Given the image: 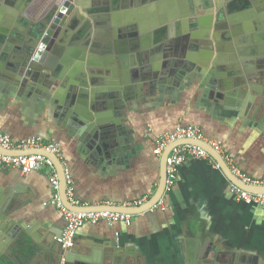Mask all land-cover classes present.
Segmentation results:
<instances>
[{"label": "crops", "instance_id": "obj_1", "mask_svg": "<svg viewBox=\"0 0 264 264\" xmlns=\"http://www.w3.org/2000/svg\"><path fill=\"white\" fill-rule=\"evenodd\" d=\"M126 5L133 8L120 10L122 18L114 12L112 22L131 20V10L137 9V5L143 8L135 0ZM146 10L149 14V9ZM6 20L5 14L0 16V65H5L3 69L0 67V128L15 142L41 139L45 143H58L80 207L147 204L159 185L161 157L155 153L157 140L183 125L198 127L207 139L222 143L246 174L264 178V111L257 113L249 106L221 104L211 94L213 87L194 79L174 80L159 95L149 94L148 86L144 85L143 94L125 102L122 112L115 111L109 100L94 90L95 86L61 91L54 87L52 102L28 98L25 92L9 96L3 87L8 82L6 77L9 78L5 75L8 63L4 64L2 58L19 55L24 29L17 21L13 23L16 29H10ZM116 34L112 36L116 55L122 57L128 50V59L124 64L123 60H116L115 83L128 81L130 86H137L139 77L134 74L137 66L132 64L129 50L138 40L128 34L121 39ZM139 51L136 55L145 58L154 53L153 48L146 46ZM258 52L251 45L238 49L229 46L223 60L229 64L240 62L243 69L250 71ZM88 56L81 55L76 64ZM95 58L107 59L102 54ZM68 68L67 77L75 78L78 70ZM12 80L17 82L15 77ZM109 118L115 125L111 134L97 126V121ZM52 194L44 172L24 175L17 169H0V232L24 235L27 230L36 245L46 248L53 244L60 248L56 238L66 224L60 211L50 204ZM163 200L164 209L153 208L133 216L130 226L86 223L78 233L75 254L92 260L93 264L108 263L114 256L111 251L121 250L130 263L137 258L141 264H189L188 248L194 246L190 253L196 261L206 247L210 248L209 259L217 264H222V255H228L227 264H264V206L238 201L231 182L216 163L186 162L179 171L176 186ZM4 237L0 238V254L6 253Z\"/></svg>", "mask_w": 264, "mask_h": 264}, {"label": "water", "instance_id": "obj_2", "mask_svg": "<svg viewBox=\"0 0 264 264\" xmlns=\"http://www.w3.org/2000/svg\"><path fill=\"white\" fill-rule=\"evenodd\" d=\"M14 1L16 2L18 0ZM30 1L31 0H24L23 2H21L22 13L23 10L28 7ZM71 1L75 0H69L68 3L70 4ZM92 1L93 0H88V2L85 3L82 2V0H77V3H80V5L84 7V9L79 5V9L76 12L77 14L72 15V17L68 20L63 18L68 4L64 5L60 9V14L53 23V19L51 16H49L48 18L44 17L43 21H40L38 23H33L29 19L24 18V16H22L23 14L20 15L19 18L8 17L9 22L8 20H6V24H9V28L11 23L13 24L15 21L19 22V24L22 25V28H24V30L22 29L23 34L22 36H20L22 38L20 39L18 49L19 55L11 59L5 56H3L2 58L4 64L8 63V69L6 70L7 72L5 73V75L9 76V78L6 77V79L9 83H13V85H9V83L6 82L3 85L4 90L9 96H14L15 94L17 96H20L24 95L25 92V95L28 98H36V100H47L48 102H52V90L54 87L61 88V91L65 89L73 90L75 89V87L79 86L81 88H89L90 86H95L94 90L101 92L102 98L107 101L109 100L110 106L113 107L115 111L122 112L124 110L125 102L128 103L136 96L143 94L142 90L144 88V85L148 86V91L151 95L158 94L161 89H167L169 82L162 81L160 82L161 84H158L154 80V75H151L152 72H158L161 67H167L169 69H166V75H170L176 72L174 69L177 64L179 65L180 69L185 66L182 62L178 63L174 60V56L177 57V54L174 55V52H176V47L177 44L180 43V40L177 35L173 37L169 36L170 30H172V28H174V26H176L177 24L183 25V20H187V22L190 23V21L187 19L190 17V14H188V9L190 8L192 13H195V4H203V2L207 0H182V3H185V12H182V18H179V21H177L178 15H176V13L174 12L175 0H164V3H162L160 0H151L153 2L150 4L151 6H149V14H147L146 9L139 8L137 5V9L131 10V16L133 17V19L127 21H123L121 19L119 20L120 22L117 23L111 21V19L115 16L114 12L116 7L117 9L128 7L133 8L130 5H126L128 0L126 3H124L126 0H121L123 1V3L115 2L116 0H105V5H98L93 3ZM4 5H6L5 1L0 0V6H2L3 11ZM2 15L4 14H0V16ZM82 16L85 17L83 18V21L82 18H80ZM88 17L92 18L97 23V25L94 24V30H87L83 28L85 24H89L91 25V28H93L94 22H92ZM99 18H101L100 22L98 20ZM137 18H141V21ZM131 21L133 23L132 27H126V25L130 24ZM65 22H67L66 29L63 32L59 33V24L63 25ZM46 23L49 24L50 28H48ZM119 25L121 26L120 30L118 29ZM165 25L167 26L166 28H164ZM9 28L5 29L8 30ZM249 28L252 29L251 22ZM54 31H56L57 33H53ZM250 31L248 33L245 32L247 34L241 35L238 39L242 41L243 39H247L249 37L252 41V43L249 44L252 47L257 48L258 41H264V38L262 37L263 39H260L259 37L251 36ZM115 32H118V34L116 35H119L121 39L122 37H128V35H130L131 37H134L138 40L137 42H134L133 47L129 50V52L131 51L134 57L138 56L135 53L140 54L139 50L142 46L153 48L154 50H159L160 53L161 50L162 52H166L164 53L166 55H163L164 57H162L161 53V56H159V58L153 59L151 61L152 63H154L152 64L153 66L148 67L150 65H147L135 70L134 74H136V77H139L137 78V86H130V83H128V81L124 83L117 80V83H115V77L117 76V74L114 65L116 63V60H123L124 64L128 59V50L125 51L126 53L122 57L118 56V54L116 55V44H114L112 39V36ZM146 32H148V34ZM191 33L189 34V36H187L185 43L182 45H187L188 39L194 40L196 38H202V35L200 36L199 34L196 35L194 33ZM140 35L143 36H141L140 38ZM68 42L70 44H68ZM205 44L206 46L202 47L195 44L193 47H189L190 49L186 48L185 46L183 47V49H188V51L194 54L195 52L197 53L195 54V58L188 57V61L184 62L187 64L184 70L190 68L189 65H192V63L197 65L205 64V59H207L209 50L212 48L211 40L207 39ZM9 49L10 48L8 47V50ZM100 54L106 56L107 59L105 61L96 59L95 56ZM81 55H84L85 57L89 55V58L86 59L83 57L82 63L78 62L76 64V61ZM260 58L261 57L255 54V58L251 67L253 68V70H255V72L252 76H249L247 80L244 78H240L238 81H234L229 78V80H225V82H222L223 85H221L214 79H208L206 83H203V85H209L213 87L211 94L214 98H217V100L221 104H233L234 106H240L242 108L249 106L251 109H255V112L260 113V109L264 106V62H261ZM162 59H165L164 65H162ZM1 64L2 65H0V67L1 69H3V66L5 65H3V63ZM75 64L77 65L76 68H74ZM68 67L75 69V72H77L78 70L77 76L75 78L71 79L67 77V71L69 69ZM112 76L114 78L111 79ZM12 77H15V79L17 80L16 83H14ZM96 85L98 88H96ZM27 89L29 90L27 91ZM246 89L248 91H246ZM81 91L85 92V90L83 89H81ZM233 92H235V94ZM239 93L243 94V96ZM240 96H242V98ZM256 99H261V102H255ZM230 101L234 103H231ZM109 120L110 118L97 121V126H100V130L102 132H108L111 134L115 130V125L114 120ZM92 125L93 127L96 126V124ZM180 144H193L201 146L220 166V170L224 173L228 181L246 192L254 194H264V188L252 187L240 182L231 173L222 157L215 150H213L207 144L196 140L178 141L170 145L164 151L159 161L160 178L158 189L155 195L148 201L147 204L141 205L139 207L72 206L68 202L66 197V183L64 179V170L62 164L54 156L48 154L43 150L7 151L0 148V153L10 156L42 154L52 159L59 175L60 195L62 202L66 208L73 212L90 213L107 211L139 216L151 211L160 202V200L165 197L167 158L171 150ZM3 235L5 236L4 240H2L5 242L4 249H7L8 246L13 247L11 242L13 241V239L18 238L21 234L17 235L16 232L5 230L4 234L0 232V238ZM24 235H27V239L29 240L31 245L33 244L32 249H36V255L34 256L36 264H93L92 260L84 257L80 258L79 256H77L75 254V251L77 249L74 247L69 250H63L61 247L55 248L53 244H51L50 247L45 248V246H42L40 244L36 245V240L33 238L29 231L25 230ZM205 248L206 247H204V249ZM193 249H195L194 246L188 248V255L192 258H194V254L190 253V251ZM111 253L114 256L109 259L108 263L105 264H132L128 262V257L126 256L124 250L115 253L111 251ZM201 257L203 256L201 255ZM9 259L12 261L11 258ZM12 263L16 264L13 261Z\"/></svg>", "mask_w": 264, "mask_h": 264}, {"label": "flooded vegetation", "instance_id": "obj_3", "mask_svg": "<svg viewBox=\"0 0 264 264\" xmlns=\"http://www.w3.org/2000/svg\"><path fill=\"white\" fill-rule=\"evenodd\" d=\"M6 5H4V11L2 9V6H0V13L5 14L6 17L9 18H19L20 15L24 16V18L29 19L33 23H38L40 21H43L44 17L48 18L49 16L52 17V23L55 21V19L60 14V9L68 4L66 8V12L64 13L63 18L64 19H70L72 15L77 14V10L79 9V5L77 3V0L71 1L70 4L68 3L69 0H31L29 2L28 7H26L25 10L22 11V4L24 0H4ZM129 1V0H128ZM162 3H164V0H160ZM82 2H88V0H82ZM95 4L98 3H104L102 0H93L92 1ZM115 2L122 3L121 0H116ZM127 0L124 2L126 3ZM132 2V0H131ZM138 4H141V6L145 9H150L148 6H151L150 4L153 2L151 0H135ZM92 3V4H93ZM189 3V2H187ZM84 4V3H83ZM189 5V4H187ZM84 9L82 5H80ZM55 9V11H54ZM128 8H118L116 7L115 13L117 14L118 18L120 17V10H127ZM167 11V9H166ZM188 14H190V17L187 18V20H183V25H176L172 30H170L169 36H178L180 43L177 44L176 52H174V55L177 54V57L174 55V60L176 62H182L185 66L180 69L179 65L177 64L175 66L174 73L170 75H166V69H169L167 67H161V69L158 72H152L151 75H154V80L159 84L160 82H169V84L173 83L174 80H184V79H194L196 81H200L202 84L206 83L208 79H214L219 84L223 85L222 82H225V80H229L231 78L234 81H238L240 78L248 79L249 76H252L255 72V70L246 71L243 69V65L239 63H234L231 61L224 62V55L226 48H229L231 46L232 48H245L249 47L252 41L248 37L247 39H243L240 41L238 38L241 35H246L250 30L251 36L259 37L260 39L264 38V0H207L204 1L203 4H195L194 11L195 13H192L190 8L188 9ZM174 12L176 15H178L181 19L182 12H185V3H182V0H175L174 3ZM62 18V19H63ZM83 18L85 17H80ZM90 18V17H88ZM86 18V19H88ZM93 23V28H91V25L85 24L83 28L87 30H94V24L97 25L95 20L90 18ZM138 19V18H137ZM139 20V19H138ZM250 22L252 24V29L250 27ZM48 23V22H47ZM46 25L49 27V24ZM66 23L63 25L58 26V32L61 33L66 29ZM139 23V21H138ZM133 25L132 21L130 24H127L126 27L131 28ZM123 26V25H122ZM147 26V25H146ZM148 27V26H147ZM167 26L165 25L164 28ZM10 29H16L14 27V24L11 23ZM24 29V28H23ZM118 29H121V26H118ZM242 29V30H241ZM192 32V33H191ZM243 32V33H242ZM247 32V33H245ZM53 33H57L54 31ZM148 33V32H146ZM167 33V32H165ZM183 33V34H182ZM196 34V35H202V38H196L194 40L188 39L187 45H182L185 43V40L187 39V36L189 34ZM208 35V36H207ZM181 36V37H180ZM207 36V37H206ZM249 36V35H248ZM263 37V38H262ZM207 39L211 40V46L212 48L209 50V54L207 55L205 64H193L189 65L190 68L184 70V68L187 66L186 63L188 60V57H194L195 52L192 53L188 51L190 49L189 47H193L195 44L202 47L206 46L205 42ZM54 40V39H53ZM72 42V41H70ZM191 42V43H190ZM250 43V44H249ZM68 44H70L68 42ZM188 48L185 50L183 47ZM257 48L259 50L258 53H256L257 56L261 57L260 61L264 62V41H258ZM153 55H146L145 58L144 55L141 56L138 55L134 57L132 55V64L137 66V68L150 65L148 67L153 66L152 60L159 58L162 53L163 55H166L164 53L166 52H159V50H154ZM171 52V51H170ZM262 52V53H260ZM136 54V53H135ZM200 55V54H199ZM202 55V54H201ZM150 58V60H149ZM158 60V59H157ZM162 65H164L165 59H162ZM171 69V68H170ZM180 69V70H179ZM209 71V73L207 72ZM161 84V83H160ZM168 84V85H169ZM246 91H248L246 89ZM235 94V92H234ZM240 94V93H239ZM243 96V94H240ZM242 96H240L242 98ZM255 102H261V99H256ZM264 111V106L260 109V112ZM2 211L0 210V213ZM1 215V214H0ZM27 240V237L25 235H20L18 238L13 239L11 242L13 247L8 246L7 249H5V252L7 253H1L0 254V264H13L12 261L16 264H36V260L34 259V256L36 255V249H32L31 243ZM35 244V243H34ZM5 245V244H4ZM3 245V247H5ZM14 249V250H13ZM10 252V253H9ZM209 252L210 248H205L202 251V256L200 257L199 261L194 260V258L187 255V260L189 264H217L216 262H213L209 259ZM8 256V257H6ZM228 255H222L224 258L222 261V264H227L226 257ZM11 258L12 261L9 259ZM132 264H141V261L136 258V261Z\"/></svg>", "mask_w": 264, "mask_h": 264}, {"label": "built area", "instance_id": "obj_4", "mask_svg": "<svg viewBox=\"0 0 264 264\" xmlns=\"http://www.w3.org/2000/svg\"><path fill=\"white\" fill-rule=\"evenodd\" d=\"M182 140H196L207 144L222 157L231 173L240 182L252 187L264 188V178H255L243 173L235 164L234 159L226 152L223 144L218 141L207 139L202 130L196 126H180L172 133L162 134L157 140V147L155 150L156 155L161 157L170 145ZM0 148L7 151L43 150L54 156L61 162L64 170L66 197L68 202L75 207L81 206L75 197L73 178L67 164L64 161L62 148L58 143H45L41 139H29L15 142L0 128ZM194 160H207L216 163L211 155L204 148L198 145L180 144L171 150L166 162V194L171 192L176 186L181 167L186 162ZM216 167L220 170V166L217 163ZM0 169H17L24 175L36 172L46 173L53 191L50 204L60 211L66 224L62 234L56 238V243L63 250H69L75 246L78 233L84 228L86 223L98 224L100 222H105L109 225L125 224L127 226L132 224L133 216L128 214L107 211L77 213L66 208L60 195V180L57 168L53 160L45 155L30 154L10 156L0 153ZM231 187L236 193L238 201L247 205L264 206V194L246 192L232 183ZM163 199H161L154 208L164 209Z\"/></svg>", "mask_w": 264, "mask_h": 264}, {"label": "trees", "instance_id": "obj_5", "mask_svg": "<svg viewBox=\"0 0 264 264\" xmlns=\"http://www.w3.org/2000/svg\"><path fill=\"white\" fill-rule=\"evenodd\" d=\"M229 154V153H228ZM230 155V154H229ZM231 156V155H230ZM233 158V157H232ZM235 162V161H234ZM235 164H236V162H235ZM237 165V164H236ZM237 167L238 168H240L238 165H237ZM240 170L243 172V173H245L241 168H240ZM246 174V173H245ZM248 175V174H247ZM250 176V175H249ZM253 177V176H252ZM28 240V239H27ZM29 241V240H28Z\"/></svg>", "mask_w": 264, "mask_h": 264}]
</instances>
